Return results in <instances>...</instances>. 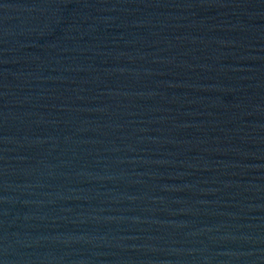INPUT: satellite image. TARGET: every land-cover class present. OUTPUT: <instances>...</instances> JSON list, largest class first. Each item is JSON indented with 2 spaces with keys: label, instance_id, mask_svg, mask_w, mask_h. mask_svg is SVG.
I'll return each mask as SVG.
<instances>
[{
  "label": "water",
  "instance_id": "water-1",
  "mask_svg": "<svg viewBox=\"0 0 264 264\" xmlns=\"http://www.w3.org/2000/svg\"><path fill=\"white\" fill-rule=\"evenodd\" d=\"M0 264H264V0H0Z\"/></svg>",
  "mask_w": 264,
  "mask_h": 264
}]
</instances>
